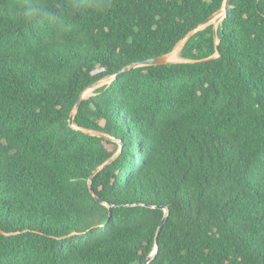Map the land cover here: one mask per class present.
<instances>
[{
  "label": "trees",
  "instance_id": "1",
  "mask_svg": "<svg viewBox=\"0 0 264 264\" xmlns=\"http://www.w3.org/2000/svg\"><path fill=\"white\" fill-rule=\"evenodd\" d=\"M224 1L0 0V264H264V0L70 126Z\"/></svg>",
  "mask_w": 264,
  "mask_h": 264
},
{
  "label": "water",
  "instance_id": "2",
  "mask_svg": "<svg viewBox=\"0 0 264 264\" xmlns=\"http://www.w3.org/2000/svg\"><path fill=\"white\" fill-rule=\"evenodd\" d=\"M232 8V5H231V0H225L224 1V4H223V7L217 12L215 13L212 17H210L208 19V21L201 25L199 28H197L196 30L190 32L183 40H181L177 45L176 47L174 48V50L167 54V55H163V56H160V57H156V58H152V59H148V60H145V61H141V62H137V63H133L131 65H128L126 66L125 68H123L118 74L110 77V78H107V79H104L100 82H97L96 84H94L93 86L89 87L86 91H84L76 106H75V109L74 111L72 112V115L70 117V126L80 132H83L85 134H88L90 136H96V137H102V138H106V139H111V137H109L108 135H105L103 133H100V132H95V131H90V130H86V129H81L79 127H77L75 124H74V120H75V117H76V114L78 112V109H79V106L80 104L85 100V99H88L89 97H86L85 94L87 91H89L90 89L92 90H97L99 89L100 87L106 85V84H111L113 83L117 77L123 73H126V72H129L131 70H134L136 68H141V67H152V66H164V65H173V64H180V63H203V62H208L210 60H214L216 58H218L220 56L219 54V39H218V29H219V26L220 24L225 20V18L228 16L229 14V10ZM210 25H213L214 26V32H215V40L217 42V54L211 58H208V59H205V60H201V61H189V60H184L181 58L180 54H181V51L183 50V48L185 47V45L188 43V41L200 30H203L205 29L206 27L210 26ZM174 53H178L179 55V59L178 60H174L173 59V56H174ZM121 151V150H120ZM120 152L116 153L114 157H112L108 162H106L103 166H101L100 168H98L92 175V177L90 178L89 180V187H90V190L91 192L94 194L93 192V189H92V181H93V178L95 175H97L102 169H104L105 167H107L109 164H111L115 159L116 157L118 156ZM98 201H100L99 198H97ZM165 210V216L163 218V221H162V224L160 225L159 229H158V233H157V237H156V247L154 249V251L152 252V254L148 257V259L146 260L145 264H150V262L155 258L157 252H158V249H159V246H158V238H159V235L162 231V228L164 226V224L166 223V220L168 218V215H169V211L167 209H164Z\"/></svg>",
  "mask_w": 264,
  "mask_h": 264
},
{
  "label": "bare ground",
  "instance_id": "3",
  "mask_svg": "<svg viewBox=\"0 0 264 264\" xmlns=\"http://www.w3.org/2000/svg\"><path fill=\"white\" fill-rule=\"evenodd\" d=\"M173 59L174 60H178L179 59L178 53H174ZM93 93H94V90L90 89L89 91L86 92L85 96L86 97H90Z\"/></svg>",
  "mask_w": 264,
  "mask_h": 264
},
{
  "label": "rangeland",
  "instance_id": "4",
  "mask_svg": "<svg viewBox=\"0 0 264 264\" xmlns=\"http://www.w3.org/2000/svg\"><path fill=\"white\" fill-rule=\"evenodd\" d=\"M93 95H94V93L91 96H93Z\"/></svg>",
  "mask_w": 264,
  "mask_h": 264
}]
</instances>
